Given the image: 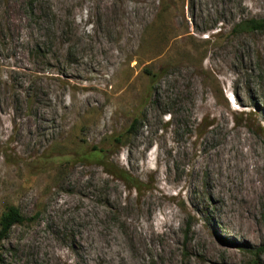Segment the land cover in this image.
I'll list each match as a JSON object with an SVG mask.
<instances>
[{
  "label": "rangeland",
  "instance_id": "1",
  "mask_svg": "<svg viewBox=\"0 0 264 264\" xmlns=\"http://www.w3.org/2000/svg\"><path fill=\"white\" fill-rule=\"evenodd\" d=\"M251 18L264 0H0V217L27 218L0 264H264Z\"/></svg>",
  "mask_w": 264,
  "mask_h": 264
},
{
  "label": "trees",
  "instance_id": "2",
  "mask_svg": "<svg viewBox=\"0 0 264 264\" xmlns=\"http://www.w3.org/2000/svg\"><path fill=\"white\" fill-rule=\"evenodd\" d=\"M235 30L239 31H261L264 30V18L256 19H246L238 24L235 25ZM149 71V70H148ZM150 78L152 80V83L155 80L156 74H154L152 71H149ZM140 121L139 116H135L132 124L128 128L127 132L132 133L137 126L138 122ZM113 141H120V138L117 136L113 137ZM105 152L106 150L101 147H94L93 150H91L86 157L90 158L92 160H98L103 162L106 166V162L102 161L105 160ZM105 162V163H104ZM108 167V164H107ZM107 172L111 175H114L117 178L123 179L125 182L128 183V187L130 189H135L137 191H140L143 185L142 180H140L138 177L132 175L128 170L115 166V169H107ZM27 221V218L21 213L20 209L15 205H9L5 211L2 213V216L0 217V240L6 239L12 228L16 224H24ZM263 248H261L262 250Z\"/></svg>",
  "mask_w": 264,
  "mask_h": 264
}]
</instances>
